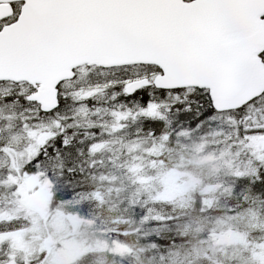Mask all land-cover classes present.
I'll return each mask as SVG.
<instances>
[{"label":"snow or ice","instance_id":"6c2138e0","mask_svg":"<svg viewBox=\"0 0 264 264\" xmlns=\"http://www.w3.org/2000/svg\"><path fill=\"white\" fill-rule=\"evenodd\" d=\"M184 133L214 141L224 165L229 202L200 209L216 214L211 234H237L231 264H264V234L234 223L264 217V0H0V210L23 205L25 182H63L72 195L59 204L82 209L99 200L102 153L115 164L119 144L134 165L133 146H179ZM130 206L141 227L116 243L177 264L188 237H163L179 235V217ZM27 228L0 211V264H34L14 240Z\"/></svg>","mask_w":264,"mask_h":264},{"label":"rangeland","instance_id":"374dc122","mask_svg":"<svg viewBox=\"0 0 264 264\" xmlns=\"http://www.w3.org/2000/svg\"><path fill=\"white\" fill-rule=\"evenodd\" d=\"M178 144L176 146L177 141L172 140L163 144L158 142L149 149L140 146L138 154L137 146H134L137 157L134 165L133 158L121 155V145H116L114 155H121L119 164L123 162L124 167L133 166L136 171L129 174L116 162L110 165L119 169L113 174L107 171L110 175L105 177L106 187L99 189V200L90 201L82 209L78 205L53 206L52 198L47 194L52 188H36L35 184L25 182L24 190L35 188L38 196L24 194L22 206L13 201L10 208L0 210L6 218L20 215L28 221L24 235L14 237L17 247L24 249V254L34 264H40L35 259L40 255H44L47 264H147L142 251H125L116 243V232L122 224L131 223L133 210L130 205L139 202L143 205L148 200L153 206V214L179 217L173 221V224L181 226L179 235L165 228L163 237H188L177 264H231V258L240 246L235 232H227L223 238L213 236L210 229L216 214L204 215L205 211L201 216L199 210L197 215H193L194 207L188 214L181 215L199 196L205 197L206 202L200 203L201 209L222 208L229 202L225 199L228 195L224 191L225 172L217 171L224 165L220 160L212 162L214 141L200 140L194 133H184ZM145 152H150V155H145ZM102 155L107 163V153ZM123 178L128 180L125 186L120 184ZM40 191L43 195H39ZM154 201L156 203L153 204ZM231 202L235 203V200ZM140 213L141 209L136 208L135 214L139 216ZM186 215L187 219L184 218ZM94 219H99V222L93 223ZM234 223L245 235L251 232L259 237L264 234V217L257 219L246 214ZM138 228L139 225L132 227V232ZM253 229L260 231L253 232ZM143 243L141 241L131 247L138 249ZM121 254L126 257L123 261L119 258ZM129 255L135 259L129 260Z\"/></svg>","mask_w":264,"mask_h":264},{"label":"trees","instance_id":"16d2710c","mask_svg":"<svg viewBox=\"0 0 264 264\" xmlns=\"http://www.w3.org/2000/svg\"><path fill=\"white\" fill-rule=\"evenodd\" d=\"M106 163V162H105ZM107 164V163H106ZM104 167H102V168H105V165H103ZM109 166V167H108ZM106 167L108 168V172L110 173V174H113V173H115L118 169H115V168H112L110 165H106ZM101 168V169H102ZM65 179L66 180H72V179H74L73 177H71V176H68L67 174H65ZM121 186H125L126 184H128V180L127 179H125V178H123L122 180H121ZM131 185V184H130ZM106 187V185H105V183H103L101 186H100V188H105ZM99 188V189H100ZM52 191L54 192V195H53V197H52V204L54 205V206H56L58 203H59V201L61 200V199H67L68 197H70L71 195H72V190H71V187L70 186H65L64 184H63V182H61L59 185H57V187L55 188V189H52ZM56 193H58V195L56 194ZM222 196H224V195H221L220 197H222ZM204 199H205V197H203V196H199V197H197L196 199H195V201H194V203H193V205H192V207H190L188 210H186V211H184V212H182V214L181 215H183V214H188V212H189V210L191 209V208H193V211H192V213H193V215H197L198 214V212H199V210L201 209V204L200 203H202V202H204ZM205 203V202H204ZM138 204H140L141 205V207L143 206L140 202L138 203ZM219 206H222V204H220ZM139 209H141L140 207H139ZM212 209H216L215 207H213ZM211 214H215V213H209V212H206L204 215H211ZM136 215V214H135ZM203 214H201V216H202ZM136 216H138V215H136ZM200 216V217H201ZM132 217H133V215H132ZM200 217H197V218H200ZM184 218H186L187 219V215L184 217ZM189 219H193V217H189ZM196 219V218H195ZM137 225H139V224H136L135 226H137ZM132 227H134V225L132 224V223H129V222H127V223H124V224H122V226L119 228V230H123V231H126V230H128V229H130V228H132ZM139 227H141V225H139ZM165 240H168L169 242H171V239L172 238H164ZM179 240H181L180 238H177L176 239V241H179ZM157 243H159V240H157L156 241Z\"/></svg>","mask_w":264,"mask_h":264},{"label":"flooded vegetation","instance_id":"af4514ba","mask_svg":"<svg viewBox=\"0 0 264 264\" xmlns=\"http://www.w3.org/2000/svg\"><path fill=\"white\" fill-rule=\"evenodd\" d=\"M142 147H144L146 149H149L147 146H142ZM119 156L121 157V155H119ZM119 160H116V165H120L119 164ZM101 171L105 175V177L109 176L108 173H107L106 165H105V168L101 169ZM24 194H26L27 196H38L37 191H34V190H24ZM47 194L51 196L52 193L50 191H47ZM39 195H43V192L40 191Z\"/></svg>","mask_w":264,"mask_h":264},{"label":"bare ground","instance_id":"6f19581e","mask_svg":"<svg viewBox=\"0 0 264 264\" xmlns=\"http://www.w3.org/2000/svg\"><path fill=\"white\" fill-rule=\"evenodd\" d=\"M106 159H108V158H106ZM102 167H104V166H102ZM107 168V167H106ZM113 168V167H112ZM103 169V168H102ZM108 169V168H107ZM108 171V170H107ZM110 175V174H109Z\"/></svg>","mask_w":264,"mask_h":264}]
</instances>
